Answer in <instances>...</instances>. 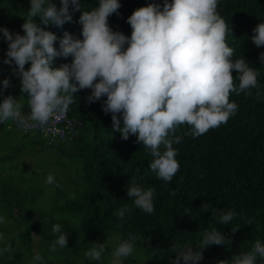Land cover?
<instances>
[{
    "label": "trees",
    "instance_id": "obj_1",
    "mask_svg": "<svg viewBox=\"0 0 264 264\" xmlns=\"http://www.w3.org/2000/svg\"><path fill=\"white\" fill-rule=\"evenodd\" d=\"M53 2L60 7V0ZM152 2L162 5L163 0H120L119 15L109 17V26L130 36L127 18ZM98 3L81 0V8L91 11ZM29 7V0H0V27L23 35L21 25ZM217 10L232 28L226 42L234 49L233 59L243 55L259 72L260 98L257 89L251 95L231 94L230 101L238 105L236 114L200 137L186 135L190 131L187 125L179 127L175 135L183 139L173 148L180 169L171 182L158 180L148 168L153 157L136 142L135 135L130 134L125 141L112 130L111 114L102 111L103 99L86 102L91 89L76 93V102L68 110L69 117L78 121L76 135L51 142L41 131L25 132L12 121L0 123V216L7 220L0 224V233L17 253L0 257V264H30L37 253L43 255V264H84V252L103 243L98 234L102 227L116 232L120 240L134 234L135 249L139 247L150 258L148 264H170L176 249L187 243L195 250L204 231L213 228L230 237L232 245L207 247L199 264H218L250 251L257 240L264 243V63L259 59L264 46L256 47L250 39L253 28L264 22V0H219ZM70 13L71 22L62 27L50 24L45 29L58 37L54 44L57 50L65 32L82 39L78 22L81 12L72 11L70 6ZM6 51L7 42L0 38V72L13 79L5 96L19 98L22 113L27 115V97L21 96L20 80L3 63ZM72 59L57 57L52 66L70 64ZM29 67L30 63L25 65L26 70ZM232 74L237 75L234 70ZM8 140L19 141L20 145L15 148ZM26 144L37 148L25 153ZM14 148L19 151L10 153ZM23 157L36 162L17 171L24 167L20 162ZM42 166L45 168L37 175L35 170ZM49 174L58 181L50 204L42 193L38 194L41 188L32 185L42 183ZM133 178L140 187L154 190V213L136 208L127 196ZM125 206L130 211L121 220L116 212ZM227 211L237 213L231 224H217V217ZM249 220L251 224L246 225ZM56 223L67 233L68 245L50 252L49 246L56 239L52 226ZM232 227L239 229L233 233ZM107 250L105 247L103 255ZM122 260L124 264H141L130 258ZM257 264H264V260L258 257Z\"/></svg>",
    "mask_w": 264,
    "mask_h": 264
},
{
    "label": "clouds",
    "instance_id": "obj_2",
    "mask_svg": "<svg viewBox=\"0 0 264 264\" xmlns=\"http://www.w3.org/2000/svg\"><path fill=\"white\" fill-rule=\"evenodd\" d=\"M29 3L27 18L22 17L23 35L0 27V38L7 42L3 63L19 78L21 96L26 95L29 112L23 114L19 98L9 94L0 102V123L12 121L18 129H45L50 121L68 112L76 102V93L91 89L86 102L103 99L102 111L111 114L112 130L125 141L130 134L135 135L136 142L153 157L148 168L158 180L171 182L180 169L177 150L173 148L183 139L175 135L179 127L187 125L190 131L186 135L200 137L236 114L238 105L230 101L231 94L251 95L257 89L256 96L260 98L258 70L243 55L233 59L234 49L226 42L232 28L217 10L219 0L148 3L127 18L132 29L130 36L109 26V17L119 15L120 0H99L91 11L82 10L81 0H60L59 8L53 0ZM70 6L72 11L81 12L78 22L82 25V39L65 32L57 50L54 44L58 37L45 29L50 24L62 27L71 22ZM252 31V44L264 46V22ZM69 56L73 58L70 64L52 66L55 58ZM259 59L264 63V53ZM0 85V95L12 86L9 78L0 81ZM55 182L51 174L45 179L47 185ZM154 195L152 188L140 187L135 178L127 188V196L136 208L148 214L155 212ZM129 211L125 206L116 215L123 220ZM236 215L233 211L224 212L217 217V224L230 225ZM6 222V217L0 216V224ZM250 224L251 220L246 225ZM238 229L232 227V232ZM52 233L56 239L49 251L66 248L68 236L62 225L54 224ZM135 241L132 233L127 239L117 238L113 255L118 260L130 257ZM0 243V257L16 252L3 233ZM229 244L232 239L217 228L204 231L195 250L193 245L184 244L176 249L170 264H199L207 247ZM104 252L105 243H96L83 255L85 260L100 262ZM258 257L264 260V243L259 240L250 251L218 264H257ZM43 262V255L37 253L30 264Z\"/></svg>",
    "mask_w": 264,
    "mask_h": 264
},
{
    "label": "rangeland",
    "instance_id": "obj_3",
    "mask_svg": "<svg viewBox=\"0 0 264 264\" xmlns=\"http://www.w3.org/2000/svg\"><path fill=\"white\" fill-rule=\"evenodd\" d=\"M4 78H6V77H4V75L0 72V80H3ZM11 81H13V79H11ZM0 96L2 97V100H3V98L5 96V90L3 91L2 95H0ZM6 96H7V94H6ZM7 142L9 143V145H12V146H15V145L18 146V145H20V142L19 141L18 142H15V140H8ZM16 146H15V148H16ZM15 148L14 149H9V152L10 153H14V152L19 151V148L18 149H15ZM32 148H37V146L36 145H33V144H26L23 147V149H25V153H28V151H32ZM54 156L56 157V155H53V157ZM60 156H59V158H60ZM35 162H36V160L31 161V165L33 163H35ZM44 168H45V166L44 167L42 166V167H39L38 168V171L35 170V172L37 173V175H39ZM55 181L56 182L54 184L47 185V184H45V180L42 179V181H41L42 183H34V184H32L33 186L37 185V188H41V191H38V194L40 195L42 193L41 197L47 198L46 199V203L48 201L49 204H50L52 198L55 195V191L57 189L56 184L58 183L57 180H55ZM98 234H99V238L102 239L103 243H105V247L106 248L108 247V250L106 251V253L104 255H102V259H101L100 262H90L88 260H84V264H124L123 263V260H118L113 255V252H114L115 247H116V240L118 238L116 232L110 231L106 227H102L100 229V231H99ZM15 254H17V253H15ZM15 254L13 253L12 256L15 255ZM26 256L27 255H23L22 257H26ZM128 258H130L131 260H136V261L140 262L141 264H143V263L144 264H148L149 263V260H150V258L147 255H145L140 250L139 247L136 248L134 250V253L130 257H128ZM49 264H54V263H49Z\"/></svg>",
    "mask_w": 264,
    "mask_h": 264
},
{
    "label": "built area",
    "instance_id": "obj_4",
    "mask_svg": "<svg viewBox=\"0 0 264 264\" xmlns=\"http://www.w3.org/2000/svg\"><path fill=\"white\" fill-rule=\"evenodd\" d=\"M76 118L69 117V112L61 116L59 119H53L47 128L28 127L23 129L25 132L29 131H41V133L48 137L51 142L57 141L60 138H64L67 135L75 134L78 132ZM31 123V122H30ZM65 124V126H63Z\"/></svg>",
    "mask_w": 264,
    "mask_h": 264
},
{
    "label": "crops",
    "instance_id": "obj_5",
    "mask_svg": "<svg viewBox=\"0 0 264 264\" xmlns=\"http://www.w3.org/2000/svg\"><path fill=\"white\" fill-rule=\"evenodd\" d=\"M17 160H18V159H17ZM17 160H16V162H17ZM20 160H21L20 162L23 163V166H24V167H22L21 169H19V170H17V171H22V170H24V168H28V167L31 166L30 159H28V158H26V157H23V158H21Z\"/></svg>",
    "mask_w": 264,
    "mask_h": 264
}]
</instances>
